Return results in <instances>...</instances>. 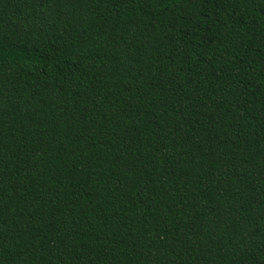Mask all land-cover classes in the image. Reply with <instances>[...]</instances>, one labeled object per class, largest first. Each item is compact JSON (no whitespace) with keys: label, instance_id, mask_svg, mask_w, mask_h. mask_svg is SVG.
I'll list each match as a JSON object with an SVG mask.
<instances>
[{"label":"trees","instance_id":"trees-1","mask_svg":"<svg viewBox=\"0 0 264 264\" xmlns=\"http://www.w3.org/2000/svg\"><path fill=\"white\" fill-rule=\"evenodd\" d=\"M0 264H264V0H0Z\"/></svg>","mask_w":264,"mask_h":264}]
</instances>
